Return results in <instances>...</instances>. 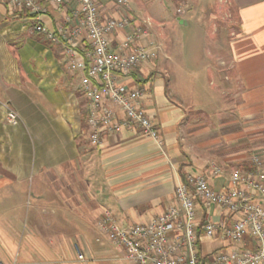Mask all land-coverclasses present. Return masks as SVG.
I'll return each instance as SVG.
<instances>
[{
    "label": "crops",
    "instance_id": "1",
    "mask_svg": "<svg viewBox=\"0 0 264 264\" xmlns=\"http://www.w3.org/2000/svg\"><path fill=\"white\" fill-rule=\"evenodd\" d=\"M36 3L38 21L55 32L63 13L45 0ZM98 9L102 23L133 20L109 36L115 51L133 25L149 22L137 44L154 42L158 55L118 84L144 90L141 106L162 144L121 129L90 147L81 75L67 70L65 43L35 33L32 14L0 2L4 264H130L96 226L104 210L121 229L147 224L175 205V187L186 175L220 190L230 169L246 168L251 154H264L258 151L264 137V0H128L125 8L99 0ZM197 16L206 50L194 70L191 57H178L168 47L177 42L176 29L190 30ZM80 40L85 43V35ZM107 106L120 117L114 105ZM6 108L18 113V125L5 122ZM211 165L223 173L213 175ZM205 218L217 222L226 216L214 207L205 215L200 211L199 220ZM198 232L202 260L227 246L220 233L211 239Z\"/></svg>",
    "mask_w": 264,
    "mask_h": 264
},
{
    "label": "built area",
    "instance_id": "2",
    "mask_svg": "<svg viewBox=\"0 0 264 264\" xmlns=\"http://www.w3.org/2000/svg\"><path fill=\"white\" fill-rule=\"evenodd\" d=\"M36 1L0 0L11 11L32 14L36 22L31 29L35 33L44 34L52 43H65L67 70L81 75L89 146L98 147L105 135L121 129L137 131L161 146L159 131L141 106L144 90L118 84L120 77L129 76L157 57L159 45L152 41L146 46L137 44L147 33L149 22L133 25L115 51L110 48L109 36L132 24L131 17L109 18L102 23L99 0H45L63 13V22L55 32H49L38 21L41 9ZM113 1L120 8L128 5V0ZM66 7L69 10L64 13ZM82 35L85 43L80 40ZM107 102L118 109L120 117ZM5 122L16 126L21 119L15 110L6 108ZM210 172L221 175L223 170L211 165ZM174 198L175 205L147 224L121 229L112 214L104 210L96 226L123 251V258L130 264H264V154H251L246 168L230 169L226 185L220 190L210 187L203 177L186 175L176 185ZM214 207L226 216L225 220L205 218L201 222L200 211L205 215ZM199 230L211 239L220 233L227 246L207 260L200 259L196 253ZM77 258H83L79 251Z\"/></svg>",
    "mask_w": 264,
    "mask_h": 264
},
{
    "label": "rangeland",
    "instance_id": "3",
    "mask_svg": "<svg viewBox=\"0 0 264 264\" xmlns=\"http://www.w3.org/2000/svg\"><path fill=\"white\" fill-rule=\"evenodd\" d=\"M201 16L202 15H199L200 18ZM197 17L189 21L190 30L184 27H180L179 29H176L175 36H176L177 42L175 43L174 47H172V45H169L171 48L168 47L169 50L171 52H174V55L178 57H181V56L191 57L193 60L191 64H189V68L194 69V70L199 68L198 67L199 60L202 58L201 56L203 55L204 50H206L202 42L203 35H202V32H200L199 26H198L200 20H199V17L198 18ZM167 27H170V25H168ZM167 27H165L162 30L163 41L166 44H167V40H166L167 36L170 34ZM260 143H261V146L263 147H261V149L259 150L257 149L258 151H261L264 149V137L262 138ZM256 153H260V152H256Z\"/></svg>",
    "mask_w": 264,
    "mask_h": 264
},
{
    "label": "trees",
    "instance_id": "4",
    "mask_svg": "<svg viewBox=\"0 0 264 264\" xmlns=\"http://www.w3.org/2000/svg\"><path fill=\"white\" fill-rule=\"evenodd\" d=\"M204 260V259H203Z\"/></svg>",
    "mask_w": 264,
    "mask_h": 264
}]
</instances>
